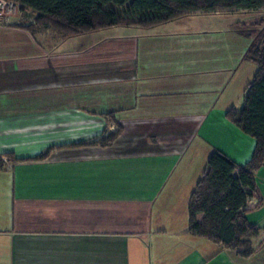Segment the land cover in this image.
Returning a JSON list of instances; mask_svg holds the SVG:
<instances>
[{
	"label": "crops",
	"instance_id": "obj_1",
	"mask_svg": "<svg viewBox=\"0 0 264 264\" xmlns=\"http://www.w3.org/2000/svg\"><path fill=\"white\" fill-rule=\"evenodd\" d=\"M244 12L71 36L0 23V155L19 159L0 171V264H264L258 197L250 257L195 235L188 212L214 149L240 165L255 150L226 116L257 70ZM118 122L113 145L89 144Z\"/></svg>",
	"mask_w": 264,
	"mask_h": 264
},
{
	"label": "trees",
	"instance_id": "obj_2",
	"mask_svg": "<svg viewBox=\"0 0 264 264\" xmlns=\"http://www.w3.org/2000/svg\"><path fill=\"white\" fill-rule=\"evenodd\" d=\"M23 12L36 14L34 23L18 22L32 31L50 28L63 36L77 35L114 26L152 28L194 12L205 14L254 11L264 8V0H13ZM264 21L259 18L258 24ZM256 22V21H255ZM254 22V23H255ZM256 24V23H255ZM242 23L237 29L250 39L246 58L257 70L245 88L241 108L231 107L227 118L256 141L254 153L245 165L238 164L220 149H214L188 202L191 231L243 257L252 256L256 248L252 239L261 227L247 218L252 197H258L254 209L263 205L257 183V171L264 166V25ZM264 24V23H263ZM123 126L105 131L89 142L103 147L113 145ZM84 143V142H83ZM48 154L34 158L43 160ZM0 155V171L7 163L19 159L14 154Z\"/></svg>",
	"mask_w": 264,
	"mask_h": 264
},
{
	"label": "rangeland",
	"instance_id": "obj_3",
	"mask_svg": "<svg viewBox=\"0 0 264 264\" xmlns=\"http://www.w3.org/2000/svg\"><path fill=\"white\" fill-rule=\"evenodd\" d=\"M237 11H244V10H237ZM246 15H244L243 18H246L247 21L245 22V24H255V27H262V25H264V21L261 22V24L259 22V18H261L262 16H264V8L261 9H257L254 11H246L244 12ZM262 14V15H261ZM19 21L23 22V23H28V24H32L35 22L36 19V14L30 10H26L23 12V15L21 16V18H17ZM182 20H186L185 21V25L184 27H189L190 25H201L202 24V20L199 19H190L189 18H184ZM236 20V19H235ZM256 21V22H255ZM180 22V21H178ZM183 22V21H182ZM255 22V23H254ZM186 23H190L189 25ZM182 24V23H179ZM181 27V26H180ZM181 29V28H180ZM188 29V28H187ZM254 76V75H253ZM252 79V78H251ZM259 179H260V184H259V191L258 192H264V173L259 175Z\"/></svg>",
	"mask_w": 264,
	"mask_h": 264
},
{
	"label": "built area",
	"instance_id": "obj_4",
	"mask_svg": "<svg viewBox=\"0 0 264 264\" xmlns=\"http://www.w3.org/2000/svg\"><path fill=\"white\" fill-rule=\"evenodd\" d=\"M23 10L21 4L13 0H0V23H11L21 18ZM19 21V20H18Z\"/></svg>",
	"mask_w": 264,
	"mask_h": 264
}]
</instances>
